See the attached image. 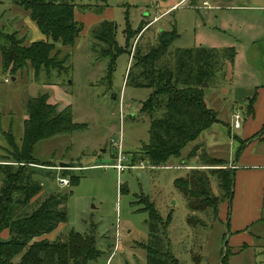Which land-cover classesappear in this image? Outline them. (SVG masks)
Instances as JSON below:
<instances>
[{
    "label": "rangeland",
    "instance_id": "obj_1",
    "mask_svg": "<svg viewBox=\"0 0 264 264\" xmlns=\"http://www.w3.org/2000/svg\"><path fill=\"white\" fill-rule=\"evenodd\" d=\"M15 1L0 0V29L5 33H16L23 38L25 45L46 39L30 13ZM73 4L74 18L82 23L83 29L72 44H56L60 67L42 68L35 73L27 64L13 74L3 75L0 54V158L11 160L8 156L11 144L4 134L6 124L12 123V130L16 129L14 133L9 132L12 133V141L19 146L22 132L17 127L18 122L26 114V101L38 94H48V102L57 104L59 110L70 107L74 122L82 124L75 131L35 144L34 155L44 165L35 164L31 168L42 171L43 188L27 205L17 207V212L31 214L47 196L65 193L67 220L58 225L59 232L51 239H65L70 231L92 235L101 254L88 264H145L147 252L144 247L150 239V231L149 215L144 208L151 207L161 224L159 234L166 238L178 264H220L225 241L230 234L226 225L232 199L221 201V219L215 221L209 206L202 211L189 212L179 190L181 187H176L174 181L187 179L194 171H205L211 181L212 195L220 196L217 173L209 169L225 167L208 165L209 150L205 146L199 150L202 156H196L190 150L192 155L186 156L187 162H183L184 155L181 154L179 158H169L164 166L151 167L142 152L143 144L150 141V119L141 111L151 89L138 88L132 83L126 85V80L135 61L132 59L134 47L144 54L155 44L161 30H174L177 36L168 49L167 58L178 49L234 45L235 66H227L225 71L231 74V79L236 78L235 84L231 82L223 87L232 94L236 93L237 100L251 97L253 92L248 94L246 84H240L239 78L252 85L261 81V75L251 63L258 66V70H264V33L260 32L255 40L237 35L244 37L242 19L256 16V21L264 20V10L247 13L237 9L242 8L240 6H264V0H74ZM234 20L237 21L236 27L232 24ZM102 21L116 25L115 40L123 49L111 69L109 64L114 50H108L109 46L92 34V29ZM141 27L142 32L139 31ZM128 31L136 35L127 43ZM132 70L130 77L134 80L140 70ZM215 84L222 87L220 78L212 85ZM212 85L207 84L204 88L214 93L216 89ZM227 100L218 94L220 117L229 116L232 110ZM234 131L240 135L242 128ZM211 133L205 131L196 142L206 139V145H209ZM220 137L222 149L216 154V159L235 160L246 147L238 136L231 141L226 136ZM255 151H264V141L259 142ZM118 152L128 166L120 173L112 167L117 162ZM60 163H68L69 166L60 167ZM63 170H67L66 173L63 174ZM53 173L55 175L51 177ZM58 176L66 177L69 185L61 187L56 179ZM241 186L246 184L238 182L236 185L235 208L249 209L248 206L256 204L255 208L264 219V195L256 203L254 190L245 187V192ZM168 216L171 221L165 227ZM188 216H191V222ZM258 224L254 223L249 228L250 232L253 229L258 232V245L244 252L240 258H231L230 264H264L261 246L264 223ZM2 235L7 238L8 232L4 231ZM228 250L231 251L230 248Z\"/></svg>",
    "mask_w": 264,
    "mask_h": 264
},
{
    "label": "trees",
    "instance_id": "obj_2",
    "mask_svg": "<svg viewBox=\"0 0 264 264\" xmlns=\"http://www.w3.org/2000/svg\"><path fill=\"white\" fill-rule=\"evenodd\" d=\"M15 3L30 13L31 19L46 39L25 45L23 38H19L16 33H5L0 29L3 75L13 74L27 64L35 73L42 68L49 70L60 67L56 44H72L83 29L82 23L74 18V0H16ZM142 27L139 29L141 32ZM92 34L108 45L107 49L114 50L110 68L116 56L123 52L115 40L116 25L111 21H102L92 29ZM135 35L128 31L126 42ZM176 36L174 30H161L155 44L146 53L140 54L134 47L132 59L135 61L126 80V85L132 83L138 88L151 89L141 106V111L147 113L150 119V141L143 144L142 152L151 167L164 166L171 157L179 158L189 142L219 122L217 111L205 103V88L202 85L207 83L211 86L215 83L224 72L226 63H233L236 54L232 46L197 47L178 49L170 55L171 59L167 58L168 49ZM133 68L139 69L140 73L131 80ZM255 99L254 92L247 99L244 109L246 116L253 115ZM25 106L27 118L23 123L20 145L12 141V133L8 132L5 139L11 144L8 152L11 160L0 158V264H88L101 254L92 235L70 231L65 239H38L66 222L67 209L64 202L67 194L57 192L47 196L31 214L17 212V207L27 205L43 188L42 171L31 168L35 164L44 165L34 155L35 144L75 131L82 125L74 122L70 107L59 110L57 104L48 102L46 93L29 98ZM263 130L264 126L261 132ZM196 151L197 148L191 153L195 154ZM208 162V165L225 167L209 169L217 173L220 196L212 195L211 181L205 171H194L187 179H176L174 184L181 187L179 190L189 212L202 211L205 206H209L217 221L219 204L224 199L232 198L234 171L226 167L224 160L210 157ZM66 171L63 170V174ZM54 175L51 174V177ZM150 208H144L149 215L150 231V239L144 247L147 252L145 264H178L168 248L166 238L160 236L161 224ZM170 221L168 216L164 226ZM188 221L191 222V216H188ZM4 231L8 232L7 238L2 235ZM230 255L226 245L220 264H228Z\"/></svg>",
    "mask_w": 264,
    "mask_h": 264
},
{
    "label": "crops",
    "instance_id": "obj_3",
    "mask_svg": "<svg viewBox=\"0 0 264 264\" xmlns=\"http://www.w3.org/2000/svg\"><path fill=\"white\" fill-rule=\"evenodd\" d=\"M172 6L171 8H174ZM229 7V6H228ZM242 8H238L237 10L239 11H247V13H252V11H257V10H264V6H257V5H252V6H240ZM170 8V9H171ZM256 16H251L250 18H244L241 20V26H244V37L242 34H238L240 38H245V36L248 37V39H257L259 38L260 32L264 33V20L259 19L258 21L255 20ZM237 21L234 20L232 24H235ZM236 27V24L234 25ZM242 27H239L242 28ZM255 44V43H254ZM252 44V45H254ZM234 45H220L217 48L221 47H229ZM254 55L257 57L258 53H254ZM236 56V54H235ZM235 59V57H234ZM249 61H251V57H249ZM253 69L261 75V81H257L255 85L249 84L245 82L244 80L240 79V84H246L245 86V91L248 92V94H252V92L256 93V99L253 104V109L254 113L253 115L246 116V111L244 110L246 105H247V99L249 96L243 99H235L236 93L231 91H227L223 86L224 85H229L231 82H234L235 84V79H231V74L226 73L225 69L231 66L233 68L235 66L234 60L233 63H226L224 66V72L220 74V81L221 85L220 88L218 86L212 85L215 87V92L211 93L208 92V90L205 89V95H204V100L205 103L208 107L213 108L214 110H218L220 104L218 103V94L221 99H229L227 101L230 102V108L232 109L229 116H224L220 117L219 111H217V117L219 119V122L214 123L208 130L209 135H212V138H208L209 140V145H206V139L205 141L201 142H196L205 131H203L197 139L194 141H191L188 143V146L184 147L181 151L182 155H184L183 162H187L185 158L190 155V150H193L197 148L196 153H199L200 149H202V146H205L207 150H209V157L211 158H218L216 154L221 151V144L219 139L221 138L220 136H226L228 137L229 141L232 139L236 138L237 136L239 137L240 140L244 141V144H246L245 149L241 153V155L238 158L234 159H228L225 160L223 159L226 163V167L233 169L234 171V195L231 198L232 199V209L230 210L229 213H227V231L230 230V234L225 241L224 248L226 249V245L228 248H230L231 255L228 257V264H230V259L231 258H240V256L250 250L253 247H256V241L257 240V231L255 232V229H253L252 232L249 231V228L254 225V223H259L261 224L262 222L264 223V219L261 217L260 211L255 208L256 204L254 206H248L249 209L246 208H240L237 207L235 208L234 206V199H235V190H236V185L238 182H241L242 184H246L245 187H249L251 191L254 190L256 193V203L259 202V198L262 200L263 195H264V151H255V148L259 145V142L264 141V130L261 132L263 126H264V70H258V66L254 65L251 63ZM15 77H12V80H14ZM244 86V85H243ZM206 88V87H205ZM235 88V87H234ZM233 96H231V95ZM227 97V98H226ZM226 109L228 110V104L226 106ZM239 113L240 115V126L238 128H234L233 122H234V115ZM10 114V113H9ZM27 118V115L21 116V121L20 123L18 122L17 127H20V132L23 131V123L24 120ZM8 121L9 118H7ZM19 121V120H18ZM12 123H7L6 128H4L5 133L7 134L9 131L12 133L16 132L15 130H12L11 128ZM242 128V133L240 135H237V133L234 130H239ZM19 132V131H18ZM217 136V137H216ZM196 143V144H195ZM195 153L196 156H198ZM195 156V157H196ZM236 156H238L236 154ZM220 158V157H219ZM194 163V161H193ZM61 164V163H60ZM59 164V166H60ZM65 167H68V163ZM244 188L245 187L241 186ZM246 192V191H245ZM248 192V191H247ZM262 202V201H261ZM220 206V205H219ZM259 206H263L260 205ZM235 209V210H234ZM221 208L218 207V213L217 216L218 218L221 217ZM221 219V218H220ZM258 224V225H259ZM264 229V227H263ZM258 231L260 229L258 228ZM59 232V227H57L54 231L42 235L38 239H49L52 240L51 237H55V235ZM52 235V236H50ZM54 239V238H53ZM224 239L225 236H224ZM263 250H264V241L262 243ZM224 249V251H225Z\"/></svg>",
    "mask_w": 264,
    "mask_h": 264
},
{
    "label": "built area",
    "instance_id": "obj_4",
    "mask_svg": "<svg viewBox=\"0 0 264 264\" xmlns=\"http://www.w3.org/2000/svg\"><path fill=\"white\" fill-rule=\"evenodd\" d=\"M233 126H234V128H238L240 126V115H239V113L234 115ZM112 167L115 168L118 173H120L122 170H124L125 168L128 167V166L126 167V165L123 162V156H122L121 152H118L117 162H116V164H113ZM58 168H60V167H58ZM136 168H137V166H136ZM56 179L58 181V184L61 187H67L69 185V181L67 180L66 177L58 176ZM117 235H118V233H116V236ZM116 246H117V237H116V241H115V246L114 247L116 248Z\"/></svg>",
    "mask_w": 264,
    "mask_h": 264
},
{
    "label": "water",
    "instance_id": "obj_5",
    "mask_svg": "<svg viewBox=\"0 0 264 264\" xmlns=\"http://www.w3.org/2000/svg\"><path fill=\"white\" fill-rule=\"evenodd\" d=\"M203 87H206L207 86V83H203V85H202ZM67 164H64V163H61L60 164V167H65Z\"/></svg>",
    "mask_w": 264,
    "mask_h": 264
}]
</instances>
